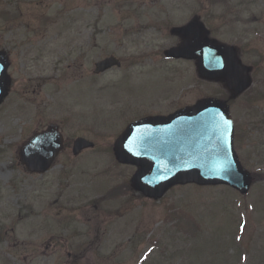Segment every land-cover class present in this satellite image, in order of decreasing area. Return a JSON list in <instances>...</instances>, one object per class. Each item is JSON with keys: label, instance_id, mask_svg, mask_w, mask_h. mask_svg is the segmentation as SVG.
I'll list each match as a JSON object with an SVG mask.
<instances>
[{"label": "rangeland", "instance_id": "374dc122", "mask_svg": "<svg viewBox=\"0 0 264 264\" xmlns=\"http://www.w3.org/2000/svg\"><path fill=\"white\" fill-rule=\"evenodd\" d=\"M215 1L0 2L11 82L0 106V264H264V164L249 158L252 120L264 116V0ZM194 15L209 38L239 46L242 62L255 66L251 88L229 102L239 158L263 180L241 197L186 185L153 201L122 190L136 168L116 163L112 149L133 120L227 99L193 62L164 56L179 42L170 27ZM110 55L121 67L93 74ZM49 123L59 125L66 149L48 172L31 174L19 147ZM77 137L95 147L73 156ZM190 218L201 227L196 235Z\"/></svg>", "mask_w": 264, "mask_h": 264}, {"label": "water", "instance_id": "95a60500", "mask_svg": "<svg viewBox=\"0 0 264 264\" xmlns=\"http://www.w3.org/2000/svg\"><path fill=\"white\" fill-rule=\"evenodd\" d=\"M177 31H185L187 41L171 49L168 56L197 59L199 76L222 81L233 97L250 86L248 68L241 66L234 47L204 39L196 22ZM114 65L119 61L110 57L97 64L95 72ZM7 66L0 54V100ZM233 136L226 103L206 99L168 117H148L130 124L116 140L114 154L119 162L138 166L132 177L133 188L150 198L159 199L172 186L188 183L227 184L246 193L251 177L238 160ZM89 145L78 140L74 152ZM60 146L58 136H36L21 149V161L30 172H43Z\"/></svg>", "mask_w": 264, "mask_h": 264}, {"label": "trees", "instance_id": "16d2710c", "mask_svg": "<svg viewBox=\"0 0 264 264\" xmlns=\"http://www.w3.org/2000/svg\"><path fill=\"white\" fill-rule=\"evenodd\" d=\"M193 224L196 225L199 228V225L195 221H193Z\"/></svg>", "mask_w": 264, "mask_h": 264}]
</instances>
